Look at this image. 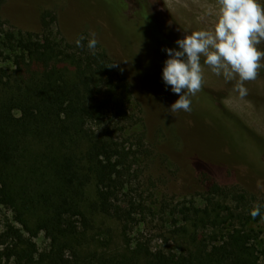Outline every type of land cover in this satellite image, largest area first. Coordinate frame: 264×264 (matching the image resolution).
<instances>
[{
	"label": "trees",
	"instance_id": "obj_1",
	"mask_svg": "<svg viewBox=\"0 0 264 264\" xmlns=\"http://www.w3.org/2000/svg\"><path fill=\"white\" fill-rule=\"evenodd\" d=\"M120 9L126 20V3ZM41 18L39 32L7 28L0 18V215L13 214L0 233V264H81L100 217L120 227L124 258L112 264H264L250 227L264 208L253 219L244 191L207 174L200 203L170 209L175 247L154 250L144 235L131 237L140 218L155 214L126 191L147 154L144 134L127 128L134 82L107 49L97 45L93 55L88 38L77 47L58 36L51 10ZM112 63L118 67H106ZM214 111L222 110L214 103Z\"/></svg>",
	"mask_w": 264,
	"mask_h": 264
},
{
	"label": "rangeland",
	"instance_id": "obj_2",
	"mask_svg": "<svg viewBox=\"0 0 264 264\" xmlns=\"http://www.w3.org/2000/svg\"><path fill=\"white\" fill-rule=\"evenodd\" d=\"M123 1L126 20L119 15L120 7H125ZM123 1L4 0L0 18L7 28L39 32L43 12L51 10L57 16L53 27L58 36L73 42L81 36L90 39L89 34L95 32L98 45L126 70L134 82L131 113L135 118L127 126L128 133H143L147 149V154L138 158L135 178L126 191L155 213L144 221L140 218L131 237L140 233L151 240L154 250L170 249L176 245L170 209L201 202L209 183L204 174L221 186L244 191L254 205L264 208V68L255 80L245 83L248 95L241 99L234 90L235 81L226 82L205 65L204 89L192 97L191 112L172 114L169 109L179 95L162 79L164 62L169 58L164 49L179 47L157 34L159 25L142 2L156 18L165 19L169 32L186 35L214 27L219 14L217 0ZM258 48L264 51V42ZM213 102L222 113L214 111ZM32 149L36 151L35 143ZM94 193L92 186L88 197ZM12 215L3 208L0 233ZM250 227L259 232L255 243L264 257V219L250 223ZM87 236L92 242L84 246L81 264L122 262L120 227L115 220L97 218ZM37 242L41 251L48 248L49 240L43 233Z\"/></svg>",
	"mask_w": 264,
	"mask_h": 264
},
{
	"label": "clouds",
	"instance_id": "obj_3",
	"mask_svg": "<svg viewBox=\"0 0 264 264\" xmlns=\"http://www.w3.org/2000/svg\"><path fill=\"white\" fill-rule=\"evenodd\" d=\"M219 14L211 29H200L186 34L175 43L179 50L166 48L162 79L179 95L170 107L172 114L191 112L192 97L203 89L204 66L226 82L235 81L234 90L241 99L248 95L246 82L253 81L264 68V51L258 48L264 42V4L260 0H217ZM87 47L93 55L99 41L91 32ZM85 37L76 39L83 47ZM203 61V62H202ZM106 67H118L112 63ZM238 77V78H237ZM250 215H261V206L255 205Z\"/></svg>",
	"mask_w": 264,
	"mask_h": 264
},
{
	"label": "flooded vegetation",
	"instance_id": "obj_4",
	"mask_svg": "<svg viewBox=\"0 0 264 264\" xmlns=\"http://www.w3.org/2000/svg\"><path fill=\"white\" fill-rule=\"evenodd\" d=\"M142 5L146 6L145 8L147 9L148 11V15L149 17L152 19V21H154V23L156 25H159V33L157 32V34H159L160 36H163L166 38L167 41H169L168 43H171L173 45H176L178 47V45L175 43L178 39H182L185 35L181 34V33H178V34H175V33H171V31L169 32L168 29H167V23L165 21V19H161L157 16V18L149 11V8H148V5L145 3V2H142ZM142 6V7H143ZM138 15V13H137ZM139 16H137L135 19H137ZM154 34V33H153ZM174 41H173V40Z\"/></svg>",
	"mask_w": 264,
	"mask_h": 264
}]
</instances>
